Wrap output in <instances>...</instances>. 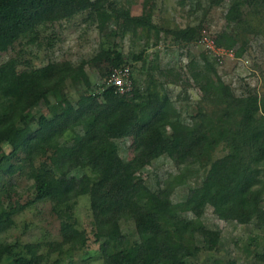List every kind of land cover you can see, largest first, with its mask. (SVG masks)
<instances>
[{
	"label": "trees",
	"instance_id": "16d2710c",
	"mask_svg": "<svg viewBox=\"0 0 264 264\" xmlns=\"http://www.w3.org/2000/svg\"><path fill=\"white\" fill-rule=\"evenodd\" d=\"M224 1L208 3L213 7ZM200 7L198 2L189 13ZM86 11L103 12L112 26L147 39L164 34L187 44L201 35V24L164 27L133 15L118 1L0 0V53L25 38L27 45H35L41 28ZM263 15L264 0H229L216 44L242 55ZM201 56L205 69L195 57L188 62L189 79L202 93L192 113L177 107L163 81L160 95L138 85L133 74V89L127 93L107 85L111 71L127 62L110 42L91 60L105 78L98 87L90 80L86 60L26 68L19 67L18 56L0 62V173L7 181L17 174L33 181L31 203L49 202L60 222L59 239L25 243L18 251L20 243L0 242V263L10 257L14 264H65L67 259L73 264L93 234L102 264H244L206 258L210 251L198 243L197 234L204 230L201 219L211 206L221 219L254 223L255 262L250 264H264V103L257 93L237 95L215 62L206 53ZM132 59L142 60V53ZM75 82L82 94H73ZM36 106L42 111L38 116L32 113ZM79 134L85 137L81 142ZM125 137H132L137 149L129 160L114 143ZM157 139L176 168L152 190L143 170ZM5 144L11 146L8 153L1 152ZM73 161L77 164L70 168ZM194 176L197 180L189 185ZM184 185L188 194L175 202L174 191ZM84 195L92 198L90 233L79 227L75 214ZM18 211L0 194V234L12 227ZM130 220L136 222V233L122 236L119 247L113 237L121 233V222Z\"/></svg>",
	"mask_w": 264,
	"mask_h": 264
},
{
	"label": "rangeland",
	"instance_id": "374dc122",
	"mask_svg": "<svg viewBox=\"0 0 264 264\" xmlns=\"http://www.w3.org/2000/svg\"><path fill=\"white\" fill-rule=\"evenodd\" d=\"M110 1L113 3L118 1L119 4L130 8L133 15H143L146 19L164 27L175 24L182 26L188 23L201 24L200 38L187 44H176L172 37L164 34L153 35L151 39H147L143 33L134 34L132 31L124 33L121 27L112 26L103 12L91 15L86 11L41 28L40 40L35 45H27L28 38L15 43L7 52L0 53V62L12 56H18L21 60L19 67L26 68L42 66L53 60H71L74 63L86 60L90 80L93 86L98 87L105 78H100L99 68L92 64L91 60L102 44L110 42L122 51L127 60L125 65L130 66L138 85L160 95L162 92L160 81L166 82L177 101V107L180 106L192 113L193 104L202 93L198 85L189 79L188 62L190 58L195 57L205 69L201 55L206 53L207 57L215 62L216 69L223 80L237 95L257 93L264 103V15L261 22L256 23L257 32L250 36L244 53L237 56L235 51L218 46L215 42L217 34L226 25L225 15L229 0L213 7L208 3L209 0H186L187 4L184 7L181 5V0ZM198 2L201 3V7L190 14V8L196 6ZM140 53H142V60L134 61L133 56ZM167 71L171 72L167 73ZM71 90L75 95L83 92L77 82L72 83ZM41 112L37 106L32 111L35 116ZM84 138L83 134L76 136L79 142ZM114 143L124 160L131 159L137 153L132 137L118 138L114 140ZM10 151V145L5 144L1 148L3 153ZM76 164L77 162L73 161L70 168L75 167ZM175 168L173 161L164 152L162 141L157 139L154 143L151 162L143 170L146 185L152 190L157 189L158 179L172 173ZM40 173L38 172V175ZM6 177L2 172L0 173V194L3 195L6 204L16 207L19 211L15 214L12 227L0 234V242L20 243L15 246L18 251L25 243L59 239L60 222L52 213L51 204L49 202L31 203L34 198L33 181L18 174L12 177L11 181H7ZM195 180H197L195 176L190 178L189 185ZM187 194L188 185H184L178 187L172 197L177 202L183 200ZM91 202L90 196H81L75 209L79 227L85 228L89 233L92 229ZM150 208L154 209V206L151 205ZM201 223L204 230L197 234V240L201 246L210 251L206 253V258H232L244 264L255 262L253 238L257 230L254 223L240 224L236 221L221 219L214 213L211 206L207 207ZM135 233L134 220L122 221L121 233L114 236L113 241L122 247V236ZM92 235H90L89 246L76 252L73 264H102L99 249L94 244ZM0 264L14 263L10 257H6ZM65 264H68V259Z\"/></svg>",
	"mask_w": 264,
	"mask_h": 264
},
{
	"label": "built area",
	"instance_id": "2783aa9c",
	"mask_svg": "<svg viewBox=\"0 0 264 264\" xmlns=\"http://www.w3.org/2000/svg\"><path fill=\"white\" fill-rule=\"evenodd\" d=\"M107 85L117 88L119 93H127L133 89L132 72L129 65L114 68L106 79Z\"/></svg>",
	"mask_w": 264,
	"mask_h": 264
}]
</instances>
